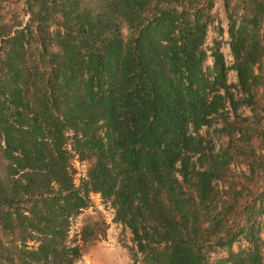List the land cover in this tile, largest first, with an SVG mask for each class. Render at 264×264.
<instances>
[{"label": "trees", "instance_id": "16d2710c", "mask_svg": "<svg viewBox=\"0 0 264 264\" xmlns=\"http://www.w3.org/2000/svg\"><path fill=\"white\" fill-rule=\"evenodd\" d=\"M199 3L24 0L30 25L0 35V264H77L79 241L105 226L70 239L92 194L131 232L134 264H262L257 244L210 262L236 236L220 196L229 165L202 130L253 106L264 50L232 25L238 85L218 44L206 69ZM32 25L42 64L26 60ZM74 160L91 161L81 186Z\"/></svg>", "mask_w": 264, "mask_h": 264}, {"label": "rangeland", "instance_id": "374dc122", "mask_svg": "<svg viewBox=\"0 0 264 264\" xmlns=\"http://www.w3.org/2000/svg\"><path fill=\"white\" fill-rule=\"evenodd\" d=\"M225 1H228L227 5ZM199 2L198 8L205 14V21H209L203 48L207 54L205 67L213 70L212 54L218 44L229 69V84L238 85L229 30L234 25L239 35L249 42L257 41L264 50V0ZM28 25L29 15L24 0H0V35L5 36L11 30L14 35ZM3 26L6 28L2 29ZM56 30V27L50 29L48 43L54 44L52 36ZM31 31L32 35L26 32V60L30 64H42L46 61L42 55V42L34 25ZM124 35L127 36L128 32L125 31ZM3 36H0V57L6 47ZM51 49L57 51L55 45ZM256 74L258 84L253 91V106H242L237 115H230L228 122L219 121L213 127L202 130L229 165L226 181L220 185V196L223 206L228 209L225 229L236 236L230 249L215 246L209 250L211 263L229 258L230 251L236 254L247 252L257 244L264 264V56L256 66ZM90 166L91 161H73L77 186H81ZM4 170L2 166V175ZM114 218L111 205L104 202L100 195L92 194L90 207L72 220L70 239L96 223H105L99 229H106H97V235L86 243L79 241L82 257L77 264H134L132 234L115 223ZM252 242L254 244H250Z\"/></svg>", "mask_w": 264, "mask_h": 264}]
</instances>
